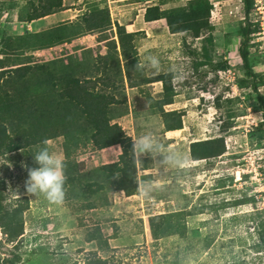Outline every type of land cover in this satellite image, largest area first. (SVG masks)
<instances>
[{
	"label": "rangeland",
	"instance_id": "1",
	"mask_svg": "<svg viewBox=\"0 0 264 264\" xmlns=\"http://www.w3.org/2000/svg\"><path fill=\"white\" fill-rule=\"evenodd\" d=\"M159 1L64 0L62 11L25 24L19 18L25 16L28 0H0V28L12 35L71 20L91 2L106 5L112 22L131 21L129 31L143 30L136 41L141 64L148 74L174 73L177 93L164 108L185 112L182 127L170 133L163 131L159 115L151 110L137 117L127 111L117 118L132 141L149 135L153 147L134 152L148 166L136 172L135 193L107 192V202L100 191L84 198L69 185L60 203L50 202L43 193L27 194L28 169L37 165L35 150L0 153V264H85L91 256L106 257L109 264H167V257L179 252L185 255L180 264H264V245L262 251L254 248L256 216L264 214V138L253 126L262 112L238 54L240 28L246 24L242 1L210 0L211 61L205 64H198L204 59L201 53L190 52L198 53L203 36L170 33L166 18L143 19L144 7ZM164 1V6L173 2ZM250 21L256 29L249 37L250 61L257 90L264 93V0H253ZM96 39L97 33L85 34L34 50L31 58H79L81 46L104 53V41ZM148 89L157 98L161 84L154 82ZM217 135L224 137V153L209 161L190 160L192 141ZM64 143L65 138L58 137L47 145L63 162L67 155L79 162L81 172L116 160L121 151L118 144L93 150L80 138L78 145L70 144L66 150ZM244 198L246 202L235 204ZM175 210H183L176 221L184 233L173 226L172 234L167 228L152 240L148 217Z\"/></svg>",
	"mask_w": 264,
	"mask_h": 264
},
{
	"label": "trees",
	"instance_id": "2",
	"mask_svg": "<svg viewBox=\"0 0 264 264\" xmlns=\"http://www.w3.org/2000/svg\"><path fill=\"white\" fill-rule=\"evenodd\" d=\"M28 1L25 16L19 18L25 24L64 9V0ZM241 1L246 24L240 28L238 54L262 112V119L253 128L264 138V93L257 90V74L253 70L248 50L249 37L256 31L250 21L253 0ZM165 3L161 0L146 5L143 19L152 21L166 18L170 33L186 32L193 38L203 36L198 53L194 49L190 52L202 54L204 59L198 64L210 62V34L213 25L209 16L212 2L173 0L169 6H164ZM131 23H120L117 20L112 22L106 5L91 2L75 18L60 20L43 29L31 31L25 28L12 35L0 28V153L28 147L37 151L44 146L45 141L58 137L65 138V150L70 144L78 145V138L89 142L93 150L118 144L121 151L116 160L92 165L88 172H81L79 162L67 155L63 162L66 177L63 187L69 185L76 188L77 191L73 193L84 198L88 193L89 196H96L100 191L104 201L107 200V192L134 194L137 188L136 172L148 166L135 157L131 136L125 133L117 118L127 111H132L137 117L151 110L159 115L163 131H169L182 127L185 112L183 109L164 108L174 101L177 93L172 83L174 73L166 71L148 74L145 71L136 45L138 35L143 30L128 31L126 25ZM205 32L208 34L203 35ZM89 33H97V43L104 41V53L81 46L79 58L71 55L56 56L49 60L31 58L34 50L61 45ZM154 82L161 83L157 98L148 89ZM135 134L139 135L137 132ZM225 151L222 135L195 140L189 144V158L192 161H209ZM36 166L34 163L32 167ZM246 201L247 198L238 199L235 204ZM91 205L92 202L87 203V206ZM182 214L183 210H175L150 215L151 239L160 238L167 228L168 235L172 234L173 226L175 232L183 234V231L178 230L180 223L176 221ZM256 217L258 220L254 227L257 241L254 248L262 251L264 214ZM172 218H175L174 222L163 226L162 222ZM18 223L20 229L21 220ZM184 258L185 255L179 252L172 259L167 257V264H180ZM85 264H109V261L106 257L91 256Z\"/></svg>",
	"mask_w": 264,
	"mask_h": 264
},
{
	"label": "clouds",
	"instance_id": "3",
	"mask_svg": "<svg viewBox=\"0 0 264 264\" xmlns=\"http://www.w3.org/2000/svg\"><path fill=\"white\" fill-rule=\"evenodd\" d=\"M156 63L155 60L152 61ZM153 147L149 135H144L133 141V149L140 154ZM33 158L37 164L36 167L28 169V176L25 181V190L27 194H41L53 203H60L64 198V164L63 161L50 150L47 141L44 146L33 152Z\"/></svg>",
	"mask_w": 264,
	"mask_h": 264
},
{
	"label": "crops",
	"instance_id": "4",
	"mask_svg": "<svg viewBox=\"0 0 264 264\" xmlns=\"http://www.w3.org/2000/svg\"><path fill=\"white\" fill-rule=\"evenodd\" d=\"M142 17H143V13H142ZM162 19H158V20H156V21H161ZM138 21V20H137ZM144 21V20H143ZM142 21V22H143ZM132 24V23H131ZM131 24H128L127 26H126V29L128 30V28L127 27H129V25H131ZM141 26V25H140ZM139 29V28H138ZM129 31V30H128ZM158 83H160V82H158ZM161 84V83H160ZM175 130V129H174ZM170 132H173V130L172 131H167V133H170ZM117 145V144H116ZM116 145H112V146H110V147H114V146H116ZM119 146V145H118ZM110 147H107V148H110Z\"/></svg>",
	"mask_w": 264,
	"mask_h": 264
}]
</instances>
